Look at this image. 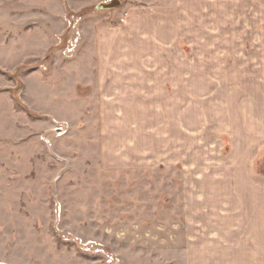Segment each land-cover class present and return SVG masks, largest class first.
I'll list each match as a JSON object with an SVG mask.
<instances>
[{
  "label": "rangeland",
  "instance_id": "374dc122",
  "mask_svg": "<svg viewBox=\"0 0 264 264\" xmlns=\"http://www.w3.org/2000/svg\"><path fill=\"white\" fill-rule=\"evenodd\" d=\"M108 1L0 0V264H264V0Z\"/></svg>",
  "mask_w": 264,
  "mask_h": 264
},
{
  "label": "crops",
  "instance_id": "0c3cea01",
  "mask_svg": "<svg viewBox=\"0 0 264 264\" xmlns=\"http://www.w3.org/2000/svg\"><path fill=\"white\" fill-rule=\"evenodd\" d=\"M132 30H135V29L132 28V26L128 25V26L121 27V29L119 31L118 30L115 31L116 36L119 34V36H121V37H118V38L119 39L122 38L124 43H126L127 47L129 44L128 39L132 34ZM111 34H112V31L105 32L102 34V36H101L102 38L100 40H101V42H104V45H105V40H108L110 37H112ZM122 50L126 51V52L128 51L127 49H122ZM257 98H260V97H257ZM261 98H262V96H261ZM256 103L259 104L257 100H256ZM263 109L264 108L259 107V112L256 113V117L258 120H260L259 122L262 125H264V111H263ZM258 115H259V117H258ZM227 128L229 130H231V125L227 126ZM244 165H245V163H244ZM210 173H212V175H214V178H219V179H215V182H213V184H216V185L220 184V183H218V181L221 178L224 179V181H222L223 183H226V181H225L226 179L228 180L229 184L231 182H233L232 185H234V181L237 182V186H234L235 188L237 187L236 188L237 192L236 191H232V192L233 193L236 192V195H234V196H238V200H239L238 208L242 209V212H243L242 217L243 218L247 215L252 218V221H251L252 223H250V224L254 226L253 230L252 231L249 230L247 232L248 229L245 227V226H247V224L243 223V225H240V230L243 233V234L241 233L242 238H244V239H239L238 241H240V242L250 241L251 242L252 239L254 240V238H252L253 237V231L256 234V238L260 237V240L262 239V241H263V239H264V231H263L264 230V219L261 215V212L264 209V182L261 180L255 181L253 179H251L249 181V179L251 178L249 173L251 174V171H247L245 169L237 170L234 175H230V173L226 172L225 170H223V171L216 170L214 172L210 171ZM252 185H253V187H252ZM230 186L231 185H229V187ZM230 207H231V205L229 204L227 206V208L226 207H224V208L230 209ZM247 209H249V212H246ZM259 225H262V226H260V228H259ZM216 228H218V227H216ZM214 229L215 228L211 229V231H210V234L213 235V237H215V235H216L213 232V231H216V229L215 230ZM221 232H223V231H219V234ZM228 234H230V233L228 232ZM220 238H222V241H224V242L228 241V239L224 238V235H219V238H215V239H220ZM213 240H214L213 238L212 239L210 238V243ZM217 253L219 255L220 252L215 251L213 253V251H211L210 256L216 255Z\"/></svg>",
  "mask_w": 264,
  "mask_h": 264
},
{
  "label": "water",
  "instance_id": "95a60500",
  "mask_svg": "<svg viewBox=\"0 0 264 264\" xmlns=\"http://www.w3.org/2000/svg\"><path fill=\"white\" fill-rule=\"evenodd\" d=\"M120 5V0H111L110 2L108 3H100L98 6H97V9L99 10H111V9H114L116 7H118Z\"/></svg>",
  "mask_w": 264,
  "mask_h": 264
},
{
  "label": "built area",
  "instance_id": "2783aa9c",
  "mask_svg": "<svg viewBox=\"0 0 264 264\" xmlns=\"http://www.w3.org/2000/svg\"><path fill=\"white\" fill-rule=\"evenodd\" d=\"M80 33L78 32L77 33V36L79 35ZM74 43H75V41L73 42V43H71V45L70 46H68V52H73L74 51V49H75V46L76 45H74ZM76 43H77V40H76ZM110 259H112V257H110ZM111 262V261H110Z\"/></svg>",
  "mask_w": 264,
  "mask_h": 264
},
{
  "label": "bare ground",
  "instance_id": "6f19581e",
  "mask_svg": "<svg viewBox=\"0 0 264 264\" xmlns=\"http://www.w3.org/2000/svg\"><path fill=\"white\" fill-rule=\"evenodd\" d=\"M105 3H108V2H105Z\"/></svg>",
  "mask_w": 264,
  "mask_h": 264
}]
</instances>
